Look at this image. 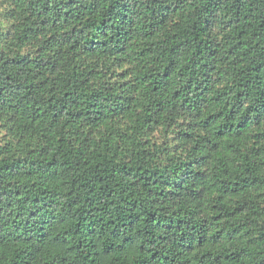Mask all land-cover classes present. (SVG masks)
Wrapping results in <instances>:
<instances>
[{"label": "trees", "instance_id": "16d2710c", "mask_svg": "<svg viewBox=\"0 0 264 264\" xmlns=\"http://www.w3.org/2000/svg\"><path fill=\"white\" fill-rule=\"evenodd\" d=\"M0 264H264V0H0Z\"/></svg>", "mask_w": 264, "mask_h": 264}]
</instances>
